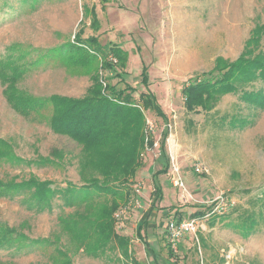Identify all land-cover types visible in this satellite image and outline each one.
I'll use <instances>...</instances> for the list:
<instances>
[{"label": "rangeland", "instance_id": "374dc122", "mask_svg": "<svg viewBox=\"0 0 264 264\" xmlns=\"http://www.w3.org/2000/svg\"><path fill=\"white\" fill-rule=\"evenodd\" d=\"M10 2L14 8L7 12L0 0V153H6L0 156V191L21 186L35 190L34 185L24 184L35 178L52 186L81 184L80 146L53 132L48 97L83 96L91 84L90 75L99 68L106 93L127 91L138 99L141 93L151 92L166 117L145 111L146 119L154 123L149 138L158 146L146 150L147 141L143 166L131 182L132 187L137 183L143 187L141 207H130L117 223L118 233L131 239L133 260L125 261L118 251L95 259L80 250L59 223V215L72 211L62 209L60 199H55L52 212L36 213L22 195H10L0 196V264H54L63 261L65 252L73 264H154L144 232L137 236V221L145 211L142 207L149 205L161 156L180 168L186 191L173 184L175 175L168 170L159 175L163 187L159 205H165L167 214L158 211L156 222L171 219L176 211L184 218L197 211L206 215L195 216L197 232L180 240L173 257L168 253L165 226L148 228L146 241L161 249L157 263L264 264V225L249 236L235 227L243 214L260 208L257 197L264 191V106L251 104L241 94L244 89L264 94V79L238 84L236 92L220 97L210 112H188L182 91L194 77L210 74L218 57L239 58L255 32L264 28V0H41L35 10L23 7L19 0ZM84 3L96 7L98 29L90 25L91 13L84 14ZM79 30L80 41L89 49L79 48L74 55L80 57L86 51L88 58L84 67L72 68L68 56L63 63L51 55L56 49L68 53L66 42L74 40ZM261 33L259 44L248 45L251 55L264 54ZM92 37L109 55L113 47L125 52L126 64L102 69L104 59H116L107 52L103 59L92 52L96 45ZM13 69L21 71L12 86L18 92L13 100L22 112L6 97L10 84L5 76L12 75ZM223 73L214 70L210 79H220ZM43 158L54 160L44 163ZM197 165L206 171L195 172ZM220 194L226 198L221 210L225 218L212 223V212L219 213L213 201Z\"/></svg>", "mask_w": 264, "mask_h": 264}, {"label": "trees", "instance_id": "16d2710c", "mask_svg": "<svg viewBox=\"0 0 264 264\" xmlns=\"http://www.w3.org/2000/svg\"><path fill=\"white\" fill-rule=\"evenodd\" d=\"M19 2L23 7L35 10L41 0H19ZM2 7L7 12L14 8L10 0H3ZM84 9L86 15L90 14L89 8L84 7ZM97 20L93 11L92 24L94 27L98 25ZM260 30L263 32L264 28L260 27ZM261 32L258 30L255 32L256 36L249 40L239 58L231 61L218 57L215 60L213 69L219 73L224 72L222 78L210 79L214 70L208 75L192 77L193 79L182 90L184 105L188 112L199 110L210 112L217 105L220 97L227 93L236 92L238 84L250 83L258 77L264 79V54L251 55V48L248 47L249 44H259ZM81 33L82 30H79L74 40L66 42L68 45L64 51L67 49L68 53L63 55V51L60 53L56 49L53 50L56 53L51 56H54L53 58L56 60L61 59L63 63L66 61L65 57L68 56L72 68L84 67L85 59L88 58L87 52H81L80 57L74 55V53H79L77 51L79 48L82 50L89 49L87 44L80 41ZM90 41L96 43L95 50L91 49V51H96L101 56L100 58L103 59L107 52V56L116 59V62L104 59L101 63L102 69H110L115 66L122 67L126 64L127 55L125 52L122 53L118 48L113 47L110 49L109 55L97 38L92 37ZM12 72V75L5 76L7 84H10L6 89L8 91L6 97L15 109L17 108L19 112H22L23 109L18 107L16 101L13 100L18 95L13 86L20 77L21 71L16 73L17 69H13ZM90 78L91 84L81 97L57 94L48 97L53 110L51 117L53 132L68 136L80 146L78 174L81 184L67 182L66 187L52 186L50 181H40L35 178V180L24 183L27 184V187L34 185L35 190L21 186L8 191L9 187H1L0 196L22 195L23 202L27 204L32 202L35 206L32 209H35L36 213L52 212L55 199H60L62 201L61 208H69L72 211L65 216L59 215V223L63 226L65 233L70 236V240L78 243L80 250L87 252L89 256L95 259L110 252L118 251L123 259L129 261L130 259L133 260L130 255V238L117 233L116 222L118 219L115 215L119 208L132 199L134 186L132 187L131 182L135 181L139 169L143 166L142 152L146 148L145 111L153 110L163 117L166 116L151 92L141 93L138 99H134L132 92L127 91L109 90L110 95L106 93L100 79V68L93 71ZM241 94L251 104L264 106L263 91L256 92L244 89ZM239 121L240 123L245 122V120ZM167 136L168 129L165 130L161 142L163 149ZM153 143V139L149 138V146L152 147ZM56 153L59 154V152ZM3 154L6 153L2 152L0 156ZM58 159L62 160L63 157L59 156ZM42 160L44 163H50L54 159L43 158ZM168 168L169 161L164 165L162 173L167 172ZM158 174L160 173L155 175V202L163 197L162 188L157 181ZM26 195L27 197H25ZM257 202L261 203L260 208L248 211L246 215L243 214V218L241 215L238 216L242 220L235 227L244 236H249L261 224L264 225V191L261 196L257 197ZM212 213V223L225 218L223 213ZM198 215L205 216L206 213L197 211L190 217ZM184 216L176 211L170 220L180 221L184 219ZM142 228L144 225H140L139 232ZM165 233L167 234V226ZM9 240L10 238H6L5 243H8ZM41 241L47 240L41 239ZM166 245L169 255L173 257L174 252L169 242ZM146 246L150 251V256L157 264L155 251L148 243ZM58 250L62 251V249ZM61 256L63 261L59 263L54 261V264H73L70 254L65 252Z\"/></svg>", "mask_w": 264, "mask_h": 264}, {"label": "built area", "instance_id": "2783aa9c", "mask_svg": "<svg viewBox=\"0 0 264 264\" xmlns=\"http://www.w3.org/2000/svg\"><path fill=\"white\" fill-rule=\"evenodd\" d=\"M146 144L149 139V135L154 132V123L151 122L149 118L146 119ZM153 146H158V142L154 141ZM151 146H148L146 150H149ZM206 171L205 166L203 165H197L195 167V172L201 173ZM170 176H174L173 178V184L175 186H183L185 191V185L181 177V170L180 168L176 165V163H172L169 165L168 172ZM142 197H143V187L139 183H137L134 186V193L132 199L124 206L120 208V210L116 213V218L120 219L121 215L125 214L130 207L134 208H139L141 207V202H142ZM225 201L226 198L224 197L223 194L218 195L215 200L213 201L216 203V210L219 211V213H223L224 211H221L222 209H225ZM228 205V204H227ZM226 205V206H227ZM199 227V222L196 217H190V218H184L180 221L176 220H170L167 225V237H168V242L172 248L175 251L178 249V245L180 240L187 234V233H192L195 234L198 230Z\"/></svg>", "mask_w": 264, "mask_h": 264}, {"label": "crops", "instance_id": "0c3cea01", "mask_svg": "<svg viewBox=\"0 0 264 264\" xmlns=\"http://www.w3.org/2000/svg\"><path fill=\"white\" fill-rule=\"evenodd\" d=\"M100 1H103V0H100ZM84 7H87V8H89L90 9V13H91V15H92V18H93V11L95 12V14H96V17H97V19H98V15H97V10H96V7L94 6V5H92L91 7H89L88 5H86L85 3H84V5H83V10H84V14H85V9H84ZM88 15H90V14H88ZM92 18H91V21H90V25H93L94 26V24H92ZM99 25H100V22H99V24L97 25V29L99 28ZM149 153V152H148ZM158 162L159 163H161L162 164V167L159 169V170H157V172L156 173H160V174H162V171H163V169H164V165L165 164H167V161L164 159V156L162 157H159L158 158ZM166 162V163H165ZM155 173V174H156ZM160 174H158L157 175V181H158V184L161 186V188H162V191H163V187H162V185H161V183H160V181H159V179H158V177H159V175ZM155 191H156V186H154V188H153V190L151 191V193H150V196H148V201H149V205H148V207L147 208H145L144 206L142 207V208H144V210L145 211H143L142 213H141V216H140V218L138 219V221H137V236L139 237V235L138 234H141L142 233V231L144 232V234H142V236L144 237V244H146V243H148L147 241H146V234H147V231H148V228L150 229V230H152V229H154L155 228V226H156V224L157 225H159V226H165V230H166V226L168 225V222H169V220L170 219H167V220H159V221H157L156 222V216H157V214H159L158 213V211H161V212H163V213H165L166 212V207H165V205H159V204H161V199H158L156 202L154 201V199H155V197H156V195H155ZM170 208V207H169ZM169 214H171L170 212H168ZM166 214H167V212H166ZM117 223H119V219L117 220V222H116V231H117ZM140 225H144V228H142V230L139 232V227H140ZM117 233H118V231H117ZM164 233H165V231H164ZM118 234H120V233H118ZM167 235H165V237H166ZM139 238H141V237H139ZM166 241V240H165ZM130 242H131V239H130ZM167 244V243H166ZM151 247V246H150ZM154 251H155V253H156V256H157V258H156V260H158V257L160 256V254H159V252L161 251V249H159V251L157 250V249H155V248H153V247H151ZM130 250H131V244H130ZM159 255V256H158ZM120 256H121V254H120ZM122 258V257H121ZM153 258V257H152ZM125 260V259H124ZM126 261V260H125ZM157 262V261H156ZM154 264H156V263H154ZM158 264V263H157Z\"/></svg>", "mask_w": 264, "mask_h": 264}]
</instances>
